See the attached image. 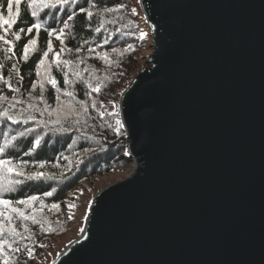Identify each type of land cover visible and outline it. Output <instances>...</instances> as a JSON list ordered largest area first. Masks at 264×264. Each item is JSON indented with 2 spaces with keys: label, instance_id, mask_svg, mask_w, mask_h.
<instances>
[{
  "label": "water",
  "instance_id": "obj_1",
  "mask_svg": "<svg viewBox=\"0 0 264 264\" xmlns=\"http://www.w3.org/2000/svg\"><path fill=\"white\" fill-rule=\"evenodd\" d=\"M147 66L119 108L134 161L52 264H264V0H139Z\"/></svg>",
  "mask_w": 264,
  "mask_h": 264
},
{
  "label": "trees",
  "instance_id": "obj_2",
  "mask_svg": "<svg viewBox=\"0 0 264 264\" xmlns=\"http://www.w3.org/2000/svg\"><path fill=\"white\" fill-rule=\"evenodd\" d=\"M89 3L95 6L90 7L85 0H78L77 5L59 10L55 23L51 16H44L39 34L34 29L31 36L37 39L36 48L30 50L28 60L24 61L23 46L30 38L26 35V29L35 22V18L31 17L27 0H22L21 16L7 36L13 41L12 53H8L7 46L0 41V64L4 65L0 68V76L8 80L13 88H20L19 93L12 92L0 80V89H3L0 94L7 95L9 102L12 96L17 101L10 109L16 123L0 116V147L11 136L17 137L0 158L11 160L13 167L27 161L22 169H17L22 170L25 176L43 172L57 177L28 181L24 177H16L15 173L9 175L0 172V184L8 179L24 181L12 192L0 191L3 198L15 201L33 195L38 197L31 204L11 206L20 208L26 216H34L35 224L32 219L25 220L10 208L5 210L0 205V211L5 213L0 216L5 228L4 237L9 234L7 218H11V227L26 237H12L21 248L19 259L14 264H25V261L35 264L37 257L48 253L55 240L68 230V197L82 182L125 171L133 162L127 154L129 141L126 130L117 133L116 118L109 116L108 112L114 110L113 105L119 107L123 92L144 65L143 58L150 53L151 29L137 0H89ZM121 4L124 7L118 8ZM80 6L91 11L93 17L89 19L86 13H81ZM109 7L118 10L103 11ZM72 11H76L77 16L68 22L69 28L65 29L61 39H56V35H60L59 28L63 27V21ZM4 14L7 15L6 10ZM49 25L57 29L52 37H48L45 31ZM20 28H24L25 32H19ZM13 32H19L21 40L16 41L11 35ZM141 32L147 34L143 39ZM0 34H3V29H0ZM48 39L52 40L53 49L45 65L41 66L39 59L47 50ZM12 64L19 67V75L14 74ZM49 77L57 81L55 89L48 82ZM94 88H99V91H93ZM66 92H71L72 96L66 95ZM5 107L7 104L0 102V111ZM29 116L35 119H28ZM27 129L34 131L27 132ZM22 131L26 133L23 137L19 136ZM36 139H41L39 146L35 145ZM53 188L56 189L53 196L43 195ZM52 204H58L59 208H51ZM26 247L34 249L32 258H28Z\"/></svg>",
  "mask_w": 264,
  "mask_h": 264
},
{
  "label": "snow or ice",
  "instance_id": "obj_3",
  "mask_svg": "<svg viewBox=\"0 0 264 264\" xmlns=\"http://www.w3.org/2000/svg\"><path fill=\"white\" fill-rule=\"evenodd\" d=\"M85 3H88L90 7H94L95 4L89 3V0H85ZM78 0H27V8L31 9V17L35 18V22L31 23L30 26L26 29V35H28L30 38L28 39L27 43L23 46V56L22 59L24 61H27L29 58V52L30 50H34L37 45V39L31 38L33 30H36L37 35L39 34L41 28L43 27V17L44 16H51L53 19V23H55L56 18V12H58L61 9L67 8L69 5H77ZM21 5L22 0H6V7H5V0H0V29H3V34H0V41L3 42V45L7 46V52L12 53L13 49L11 45L13 44V41L11 39H8L7 36L9 35V30L12 28L14 24H16L17 19L21 16ZM124 5H118V8H122ZM6 10L7 15L4 14ZM118 9L114 8H104L103 11L105 12H112ZM79 11L81 13H86V16L90 19L93 17V13L91 11H88L85 7L80 6ZM133 12H135V9H133ZM77 16L76 11H72L70 14H67V19L63 21V27L59 28L58 32L60 35H56V39H61V35L64 34L65 29L69 28V21H72ZM99 29H97L98 31ZM47 36L52 37L54 34L57 33V29L51 25L47 29H45ZM19 32H25L24 28H20ZM19 32H13L11 35L15 37L16 41L21 40V36ZM147 34L141 32L140 36L141 39H143ZM62 42V41H61ZM46 48L47 50L43 51V58L39 59V65L43 66L46 63V60L49 56V52L53 49V43L51 39H48L46 41ZM64 49L61 48V52H63ZM11 59V56L8 57ZM57 60L59 61V53H57ZM62 63H67V61H63ZM4 65L0 64V68H3ZM57 67H59V63L57 64ZM11 68L15 70V75H19L20 69L16 64H12ZM12 75V74H10ZM37 75H39V72H37ZM79 75V73H77ZM20 79H23V77H20ZM0 80L3 81L4 84L7 85V88L10 89L12 92L19 93L20 88L16 87L13 88L12 84L9 83L8 80H4L2 76H0ZM48 82L51 84V86L55 89L57 85V81L54 78L49 77ZM35 87V85H33ZM58 90V89H57ZM93 91H99V88H94ZM3 92V89H0V93ZM43 85H41V99H43ZM68 96H72L71 92L65 93ZM56 99H59V97H56ZM0 102H4L7 104V107L3 109V111H0V116L4 118L6 121H12L13 123H16L14 116L10 114V109L15 106L16 97L12 96L11 102H9V97L7 95L0 94ZM32 107V105H30ZM114 110L111 112H108L109 116L115 117V131L117 133H120L122 129L125 128L124 121L120 118L121 117V110L119 107H116L113 105ZM103 115V113H101ZM28 119L34 120L35 117L29 116ZM27 123V120L24 121ZM108 127H112V125H108ZM34 129H27V132H32ZM25 132H20L19 136L23 137L25 136ZM17 137L15 135L11 136V139L6 140L3 147H0V155L5 153V149L12 143V141H15ZM41 143V139L35 140V145L39 146ZM25 155H28V153H25ZM27 164V161H23L21 164H18L16 166H11L12 161L8 159L0 158V172L7 173L11 175L12 173H15L16 177H24V179L28 181L32 180H40V179H56L57 177L55 175H46L43 172H33L27 176H25V173L20 170L17 171V169H22L23 165ZM41 168L44 167L43 164L40 165ZM63 178V177H62ZM24 181L21 179H8L6 183L0 184V191L2 192H12L15 190L16 186L21 185ZM56 189L53 188L51 191H46L43 193V195L51 197L54 195ZM38 199L37 196H29L27 199H20V200H12L3 198L0 196V205L4 206L5 210L11 209L12 212L17 213L19 216L23 217V219H32L33 223H37L34 216H26L24 212L17 207H11L13 204L17 205H28L31 204V202L36 201ZM69 207H74V205H69ZM51 208H59L58 204H52ZM5 213L3 211H0V216H4ZM69 219H72V217H69ZM8 220V236L4 237L5 228L3 227V221H0V264H14L15 261L19 259V253L21 252V248L17 245L16 239H13L12 237H19L20 239H26V237L23 235V233L17 232L15 228L11 227V218H7ZM27 231V229H25ZM81 232L84 231V229H80ZM14 245H17L14 247ZM43 247V245H41ZM25 250L27 251L28 258H32L34 249L30 247H26ZM25 264L27 262L25 261Z\"/></svg>",
  "mask_w": 264,
  "mask_h": 264
},
{
  "label": "rangeland",
  "instance_id": "obj_4",
  "mask_svg": "<svg viewBox=\"0 0 264 264\" xmlns=\"http://www.w3.org/2000/svg\"><path fill=\"white\" fill-rule=\"evenodd\" d=\"M137 3L139 4L138 6L142 11L139 0H137ZM152 42L153 40L151 41L149 47L150 53L145 58H143L144 65L142 64V68L147 66L148 56L152 53ZM136 74L134 75V77L136 76ZM133 79L134 78H132V80ZM133 170H134V161L132 162L131 166L125 171L92 178L89 182H82L80 187H78L75 191H72V193L68 197L69 204L67 205V209H68L67 217L68 219L69 217H72V219H69L70 221L69 228L64 234H62L60 237H58L55 240V242L52 244L51 248L49 249L48 253H46L43 256L37 257L38 262L36 264H52V262L73 241L77 240L83 233L80 231V229H84L88 215V210L95 195L104 187L113 184L115 182H118L126 177H129L132 174ZM69 205H74V207L70 208Z\"/></svg>",
  "mask_w": 264,
  "mask_h": 264
},
{
  "label": "clouds",
  "instance_id": "obj_5",
  "mask_svg": "<svg viewBox=\"0 0 264 264\" xmlns=\"http://www.w3.org/2000/svg\"><path fill=\"white\" fill-rule=\"evenodd\" d=\"M119 104H120V103H119ZM128 141H129V140H128ZM128 144H129V143H128ZM127 154H128V149H127ZM128 156H129V155H128ZM131 159H132V158H131ZM132 160H133V159H132ZM37 262H38V261L36 260L35 264H36ZM53 262H54V261H53ZM53 262H52V263H53Z\"/></svg>",
  "mask_w": 264,
  "mask_h": 264
}]
</instances>
